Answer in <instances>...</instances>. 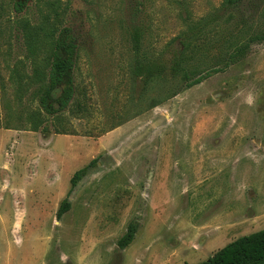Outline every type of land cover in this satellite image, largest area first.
Here are the masks:
<instances>
[{
	"label": "rangeland",
	"instance_id": "rangeland-1",
	"mask_svg": "<svg viewBox=\"0 0 264 264\" xmlns=\"http://www.w3.org/2000/svg\"><path fill=\"white\" fill-rule=\"evenodd\" d=\"M26 23L68 28L77 45L86 111L43 116L49 134L25 131L38 110ZM50 39L34 54L44 70ZM214 70L191 88L182 77ZM263 229L264 0H0V264H200Z\"/></svg>",
	"mask_w": 264,
	"mask_h": 264
},
{
	"label": "trees",
	"instance_id": "trees-1",
	"mask_svg": "<svg viewBox=\"0 0 264 264\" xmlns=\"http://www.w3.org/2000/svg\"><path fill=\"white\" fill-rule=\"evenodd\" d=\"M241 1L242 0H224V6L234 7ZM23 6L24 3H15L13 8L20 12ZM42 25L43 26L39 25L36 27H31L28 23L22 25L28 55L32 59L31 65L33 66L32 74L27 77V80L24 82L37 85L30 93L32 99L38 104V110L31 111L27 115L30 119V123L28 129L25 131L49 134L47 122L43 119V116L58 119L62 117L66 111L72 110V108L75 109L76 112H85L86 107L74 101L78 87L76 88L74 85L72 72L76 63L77 45L71 35L70 29H56V27H52L53 24H51L50 27L52 28H50V31H47L46 24L42 23ZM44 36L51 38L50 42L47 43L49 51L46 58L45 66H48L46 70L35 60L34 55L35 50L40 46L39 43ZM183 53L184 52L181 51L176 55L177 60L180 62H183ZM232 61L233 57L231 56L230 62ZM140 69V64H137L134 68L135 74H138ZM219 72L221 71L214 70L204 75L196 76L190 71H183L182 77L187 80L193 78L187 87L191 88L200 84L212 76V74ZM155 106L156 105L153 107ZM114 128H116V126L111 127V129L107 131H103L101 135ZM4 129L18 130L9 125L5 126ZM53 133L56 135H72L63 127H57ZM96 161V159L90 161L87 166L75 172L70 179V189L67 196L61 201L56 213L57 220L69 211L70 202L68 198L70 193L76 188L77 184L89 174L90 170L95 166ZM136 231L137 228L135 225L130 224L128 226L127 232L117 242L120 249H124L132 243ZM200 264H264V229L234 240Z\"/></svg>",
	"mask_w": 264,
	"mask_h": 264
},
{
	"label": "crops",
	"instance_id": "crops-1",
	"mask_svg": "<svg viewBox=\"0 0 264 264\" xmlns=\"http://www.w3.org/2000/svg\"><path fill=\"white\" fill-rule=\"evenodd\" d=\"M245 155L249 156L250 154L247 153ZM236 160L237 159H235L233 162H235ZM198 172H200V171H198ZM228 214L230 215V213H226L225 217ZM252 217H255V216L247 214V216L243 217V219L240 221V224L249 223L250 219ZM225 223L226 224H224V225L222 223H218V222H215L212 225L202 224L199 227L195 228V230H196L195 234L197 236H199L200 238H205V240L203 241L205 243L207 240H209L211 238L212 235L216 236L219 232L223 231L224 228L231 229L235 226L233 221L225 222Z\"/></svg>",
	"mask_w": 264,
	"mask_h": 264
},
{
	"label": "flooded vegetation",
	"instance_id": "flooded-vegetation-1",
	"mask_svg": "<svg viewBox=\"0 0 264 264\" xmlns=\"http://www.w3.org/2000/svg\"><path fill=\"white\" fill-rule=\"evenodd\" d=\"M126 232H127V230H126ZM123 236H124V235H123ZM123 236H122V237H123ZM127 247H128V246H127ZM117 248H118L119 250H121V251L125 249V248H124V249H120L118 245H117ZM55 251H56V250H55ZM68 263H70V262H68Z\"/></svg>",
	"mask_w": 264,
	"mask_h": 264
}]
</instances>
